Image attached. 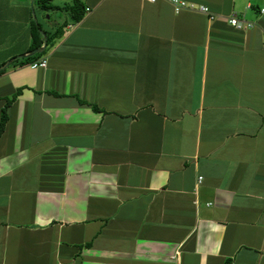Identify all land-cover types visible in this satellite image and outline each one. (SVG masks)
Wrapping results in <instances>:
<instances>
[{
	"label": "crops",
	"instance_id": "obj_1",
	"mask_svg": "<svg viewBox=\"0 0 264 264\" xmlns=\"http://www.w3.org/2000/svg\"><path fill=\"white\" fill-rule=\"evenodd\" d=\"M80 1L0 73V264H264V0ZM33 22L0 0V66Z\"/></svg>",
	"mask_w": 264,
	"mask_h": 264
},
{
	"label": "trees",
	"instance_id": "obj_2",
	"mask_svg": "<svg viewBox=\"0 0 264 264\" xmlns=\"http://www.w3.org/2000/svg\"><path fill=\"white\" fill-rule=\"evenodd\" d=\"M35 4L41 8L44 11H51L55 9H60L58 6L53 4V0H35ZM65 9L68 11L69 15L71 16V20L74 22H78L81 20V18L84 15V5L80 0H72V3L68 6L65 7ZM66 24H63L60 26V28L54 32V34L49 37V35L46 33L47 36V44H49V40L55 39L57 36H60L62 34L63 28L65 27ZM39 24L33 22L32 24V43L30 46V49L28 53L38 49L41 47L43 43V36L39 33ZM45 50H43L40 53H35L33 55H28L25 56L21 59L15 60L13 63H11V66H23L27 65L36 59H38ZM3 72L0 70V73ZM21 92V89H18L15 94H13L12 98H8L7 102L1 109V114H0V135L4 130L5 123L7 121V107L16 99L17 95ZM94 110H98L97 107H93Z\"/></svg>",
	"mask_w": 264,
	"mask_h": 264
},
{
	"label": "built area",
	"instance_id": "obj_3",
	"mask_svg": "<svg viewBox=\"0 0 264 264\" xmlns=\"http://www.w3.org/2000/svg\"><path fill=\"white\" fill-rule=\"evenodd\" d=\"M148 2L154 3L157 0H146ZM168 2L173 7L175 13H179L182 10L196 11L208 16L209 19H215L216 15L212 14L209 10V7L203 4L197 5L186 0H168ZM261 12H264V9H261ZM227 22L236 29H250L253 27V23L245 21L244 19L237 17L236 15H231L226 18ZM72 28L71 25L68 26ZM45 60L33 61L30 63L32 68L43 67L45 66ZM201 181V177H198V182Z\"/></svg>",
	"mask_w": 264,
	"mask_h": 264
},
{
	"label": "water",
	"instance_id": "obj_4",
	"mask_svg": "<svg viewBox=\"0 0 264 264\" xmlns=\"http://www.w3.org/2000/svg\"><path fill=\"white\" fill-rule=\"evenodd\" d=\"M33 2L34 0H31V9H32V14H33V20L35 21L36 23V16H35V12H34V8H33ZM42 35H43V43H42V46L32 52H30L28 55H33L35 53H40L44 50V48L46 47L47 45V37L45 35V33L42 32ZM26 55V56H28ZM25 57V55H18L14 58H11L10 60H8L4 65L0 66V70H4L5 68H7L13 61L17 60V59H21Z\"/></svg>",
	"mask_w": 264,
	"mask_h": 264
}]
</instances>
